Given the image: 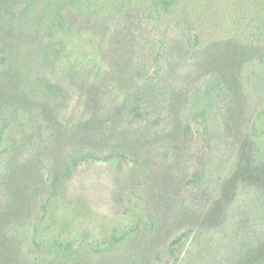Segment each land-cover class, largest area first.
Segmentation results:
<instances>
[{
	"label": "trees",
	"instance_id": "1",
	"mask_svg": "<svg viewBox=\"0 0 264 264\" xmlns=\"http://www.w3.org/2000/svg\"><path fill=\"white\" fill-rule=\"evenodd\" d=\"M196 2L9 0L0 9V221L16 213L17 177L51 184L45 197L28 196L37 220L10 219L0 232L23 264L104 261L132 242L141 257L129 264H141L143 248L183 221L192 227L170 250L193 253L202 233L231 222L227 264H264V0ZM108 122L115 139L152 127L176 142L162 160L103 156L93 133ZM56 129L63 136L49 143ZM70 136L85 145L56 172Z\"/></svg>",
	"mask_w": 264,
	"mask_h": 264
},
{
	"label": "rangeland",
	"instance_id": "2",
	"mask_svg": "<svg viewBox=\"0 0 264 264\" xmlns=\"http://www.w3.org/2000/svg\"><path fill=\"white\" fill-rule=\"evenodd\" d=\"M9 0H0V9L6 6ZM199 4L194 0L191 8L197 9ZM182 8V7H181ZM181 8L178 11L183 12ZM190 9V8H189ZM208 19L204 18L203 21L207 23ZM152 128V127H151ZM150 128V132L146 133V135L140 133L138 136H135V133H130L133 136V140L130 139V135L127 136L126 140L122 139L123 137H119L117 139L114 138V135H117L118 130L116 125L111 124V122L103 124L102 128H97L94 130V137L96 139V143L99 145L100 149L97 150L100 155L105 156L111 150L121 152V154H126L130 152H135L137 156H146L150 155L152 157L157 158L158 160H162L164 154L166 153V148L168 149L172 147L176 141L170 139L171 136H166L165 138L153 135V132ZM52 133H56L59 136H63L60 130L56 129L49 133V143L52 142L54 136ZM34 141L36 144L40 142L39 134L37 130L35 131ZM175 135V134H174ZM61 142V143H60ZM59 142V154L58 164L56 165V172L61 170L63 165V161H67L71 152L78 150L80 145H85L80 142L79 138H74L72 136L68 137L65 140H61ZM239 148V147H238ZM237 148V149H238ZM69 154V155H68ZM43 162V161H41ZM30 173L28 175L22 174L17 177L14 186L11 188V196L16 203L15 211L16 213L10 216V219H15L19 225H25L29 221L33 219L37 220L41 216V210L36 207L35 204L30 205L28 196L29 194H35V198L40 199L46 196L47 191L49 190L51 184L47 185L45 188L37 187V178L33 176L34 181L30 180ZM26 177V178H25ZM48 174H46V178H48ZM40 180V177H39ZM78 192V190H75ZM74 192V193H75ZM193 190L191 191V193ZM81 195L84 192L81 191ZM36 199V200H37ZM191 199V198H190ZM197 200H194L193 203L196 204ZM94 202H97V199H94ZM97 208L104 209V206L107 203L98 202L95 203ZM188 205L191 202L188 200ZM60 215L62 217L65 216V210L59 209ZM244 218V217H243ZM184 222V221H183ZM183 222H178L172 230L173 234L172 238L177 237L183 230L187 228H191L192 226L188 222L184 224ZM245 222L249 225V221L245 219ZM5 224L3 221H0V232H6L9 228V225ZM229 224V225H228ZM227 225L221 224L217 229H214L208 235L202 233L200 235L199 243H197V248L193 253L186 252L187 248L178 250H170L169 241L164 240L165 236L162 234L158 235V238H153L144 248H143V256L144 260L141 264H227L230 263V257L236 248V245L229 243L225 239V233L231 231V222H228ZM190 225V226H189ZM216 227V226H214ZM213 228V227H210ZM197 228H195L196 230ZM168 236V237H170ZM2 239V240H1ZM3 238L0 237V264H23L22 258H16L18 253V245L16 243L3 242ZM145 245V244H144ZM137 244L132 242L129 244V247L121 251L120 253H116L112 258L108 257L106 260L101 261L99 258L91 259L90 257H86L80 260L77 264H129L136 260V258L141 257L139 253H137ZM159 253H162V258L156 260V256ZM23 254V252H22ZM121 254V255H120ZM124 257H123V256ZM243 264V262H241Z\"/></svg>",
	"mask_w": 264,
	"mask_h": 264
}]
</instances>
